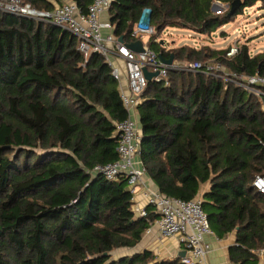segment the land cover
Returning a JSON list of instances; mask_svg holds the SVG:
<instances>
[{"label":"trees","instance_id":"1","mask_svg":"<svg viewBox=\"0 0 264 264\" xmlns=\"http://www.w3.org/2000/svg\"><path fill=\"white\" fill-rule=\"evenodd\" d=\"M113 0L114 37L125 44L144 9L159 34L166 28L211 35L264 0ZM83 15L93 0H71ZM52 11L63 0H27ZM228 10L214 14L215 5ZM64 5V4H63ZM64 29L0 12V264H181L133 250L158 219L136 217L127 179L92 173L118 160V125L127 119L119 83L98 53L86 57ZM164 60H216L230 73L264 77V52L168 50ZM264 99L200 73L171 72L170 86L150 82L138 107L140 160L166 197L199 198L210 228L223 239L236 233L235 263L264 248V195L253 188L264 174Z\"/></svg>","mask_w":264,"mask_h":264},{"label":"built area","instance_id":"2","mask_svg":"<svg viewBox=\"0 0 264 264\" xmlns=\"http://www.w3.org/2000/svg\"><path fill=\"white\" fill-rule=\"evenodd\" d=\"M112 3L113 0H93L88 13L83 15L73 2L65 3L52 11H45L33 8L27 0H0V12L60 27L78 38V50L81 54L88 57L98 53L106 59L111 66L113 78L119 83L127 119L118 125L120 139L117 147L118 160L112 164L98 165L92 173L109 182H116L122 177L126 178L133 195L139 187L146 186L147 207L153 208L159 216L146 233L151 234L153 229L157 228L160 237L164 240L178 238L179 243L186 249V255L180 260L181 264H206L210 247L205 242V236L212 234V230L202 208V199L185 202L164 196L158 189H154L153 184L147 186V171L140 160L142 132L134 119L135 114L142 103V95L148 84L157 82L165 87L170 86L171 72L212 76L261 99H264V77L230 73L219 62L175 63L174 61L172 65H167L159 54L144 43V51L139 54L134 53L119 43L117 38L102 35L103 29L113 28L111 24H103L101 21V16L108 12ZM151 15L150 9L143 10L133 26L134 38H140L141 41L145 38L149 40L155 34ZM109 45L113 47L109 48ZM114 51L123 62L124 73L112 62L111 56L115 53ZM239 51L240 47L235 45L230 48L226 57L233 58ZM144 70L159 75L149 81ZM123 77L127 80V90L123 86ZM253 188L264 195V174L255 177ZM147 207L133 210L135 216L148 218Z\"/></svg>","mask_w":264,"mask_h":264},{"label":"crops","instance_id":"3","mask_svg":"<svg viewBox=\"0 0 264 264\" xmlns=\"http://www.w3.org/2000/svg\"><path fill=\"white\" fill-rule=\"evenodd\" d=\"M65 0H63V4ZM68 2H71V0H67ZM67 2V3H68ZM62 4V5H63ZM101 21L103 24H110V16L108 12H105L101 16ZM174 29V28H172ZM220 31V30H219ZM194 33V32H193ZM103 37H109L113 36L114 37V30L106 28L103 29L102 31ZM199 35V34H197ZM142 44H148V39H143ZM173 43L169 45H165V47L168 50H173V49H182L184 47L192 48L195 50H200L201 47H191L188 45L182 46V47H172ZM112 45H109V48H112ZM228 49V48H227ZM115 52V51H114ZM112 62L116 65H118L123 73H124V65L122 60L118 57V54L115 52L111 56ZM175 63H185L184 61L177 62ZM226 68V67H225ZM123 86L124 89L127 90V80L126 77H123ZM135 121L138 123L139 128L141 129L140 126V120H139V111L136 112L135 114ZM147 186L149 187L150 184H153L154 189L157 190V187L155 184L152 182V180L147 176ZM149 182V183H148ZM209 190L208 185L203 186L201 194L199 198H203V195ZM134 196L133 202V210L137 208H146L147 203H146V186H141L137 189V192ZM205 242L209 245L210 247V253L207 256L206 259V264H242V263H235L231 259V249L234 247L236 248L237 244V236L236 233L229 234L227 237L220 239L217 237V235L212 232V234H207L205 236ZM140 249V251L138 250ZM151 251L153 252L160 260H169V261H176V260H181L182 257L186 255V249L184 246H182L179 243L178 238H173L170 240H164L160 237V234L158 232L157 228H154L151 234L145 233L142 239V242L140 243L139 246H137L133 250H127V251H132V253H141L144 251ZM256 258L250 259L248 263L246 264H264V248L253 253Z\"/></svg>","mask_w":264,"mask_h":264},{"label":"rangeland","instance_id":"4","mask_svg":"<svg viewBox=\"0 0 264 264\" xmlns=\"http://www.w3.org/2000/svg\"><path fill=\"white\" fill-rule=\"evenodd\" d=\"M68 1L65 0L64 3ZM220 6V11H213L214 14H222L228 10L227 5ZM59 6H56L58 8ZM158 41L165 45L173 43L172 47H182L185 45L191 47H201V49H210L212 51L226 50L227 48L248 46L249 53L255 56L264 52V4L257 3L251 8H246L242 15H239L233 22L222 27L220 31L211 35H197L186 29L166 28L160 34L156 31ZM204 63V61H201ZM209 62H216L210 60ZM264 110V107L262 108ZM140 251V249H138ZM132 254V251L118 250L112 254L113 258H119L124 255Z\"/></svg>","mask_w":264,"mask_h":264},{"label":"water","instance_id":"5","mask_svg":"<svg viewBox=\"0 0 264 264\" xmlns=\"http://www.w3.org/2000/svg\"><path fill=\"white\" fill-rule=\"evenodd\" d=\"M240 6H241V0H238L235 3H233L229 16H232L235 13L236 9L239 8ZM220 9H221L220 6L218 7L217 5L213 6V8H212L213 11H220ZM118 42L123 44L127 49L131 50L134 53L139 54V53H142L144 51L143 44L141 41L135 42L133 44H125L124 39L119 38ZM161 43L164 45L163 42H161ZM160 58L163 59L161 55H160ZM164 61L167 65H172L174 63V57L171 56V58L169 60H164ZM144 72H145L146 78L149 81H151L153 77H156L159 75L158 73H154V74L149 73L146 70H144Z\"/></svg>","mask_w":264,"mask_h":264}]
</instances>
